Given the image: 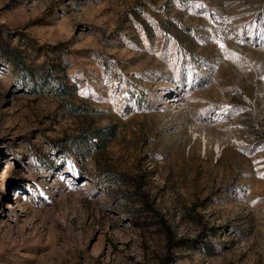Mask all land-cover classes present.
Returning <instances> with one entry per match:
<instances>
[{
	"label": "rangeland",
	"instance_id": "obj_1",
	"mask_svg": "<svg viewBox=\"0 0 264 264\" xmlns=\"http://www.w3.org/2000/svg\"><path fill=\"white\" fill-rule=\"evenodd\" d=\"M0 264H264V0H0Z\"/></svg>",
	"mask_w": 264,
	"mask_h": 264
},
{
	"label": "bare ground",
	"instance_id": "obj_2",
	"mask_svg": "<svg viewBox=\"0 0 264 264\" xmlns=\"http://www.w3.org/2000/svg\"><path fill=\"white\" fill-rule=\"evenodd\" d=\"M14 204H15L16 206H18V207H19V206L22 207V206H21V200H20V199L17 200V201H15Z\"/></svg>",
	"mask_w": 264,
	"mask_h": 264
}]
</instances>
